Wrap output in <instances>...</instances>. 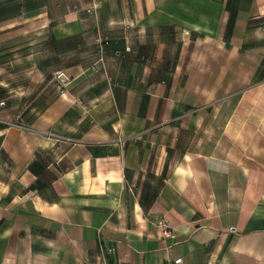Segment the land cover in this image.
<instances>
[{"label": "crops", "instance_id": "crops-1", "mask_svg": "<svg viewBox=\"0 0 264 264\" xmlns=\"http://www.w3.org/2000/svg\"><path fill=\"white\" fill-rule=\"evenodd\" d=\"M83 261L264 264V0H0V264Z\"/></svg>", "mask_w": 264, "mask_h": 264}, {"label": "built area", "instance_id": "built-area-1", "mask_svg": "<svg viewBox=\"0 0 264 264\" xmlns=\"http://www.w3.org/2000/svg\"><path fill=\"white\" fill-rule=\"evenodd\" d=\"M157 225L160 227L163 236L167 237V236H174V226L173 223L167 219L161 218L159 220H157ZM109 250L111 252H115V248L114 247H110ZM181 258L176 259V261H180ZM79 264H91L88 261H83Z\"/></svg>", "mask_w": 264, "mask_h": 264}, {"label": "water", "instance_id": "water-1", "mask_svg": "<svg viewBox=\"0 0 264 264\" xmlns=\"http://www.w3.org/2000/svg\"><path fill=\"white\" fill-rule=\"evenodd\" d=\"M60 78H62L63 80H66V76L64 74H61Z\"/></svg>", "mask_w": 264, "mask_h": 264}, {"label": "rangeland", "instance_id": "rangeland-1", "mask_svg": "<svg viewBox=\"0 0 264 264\" xmlns=\"http://www.w3.org/2000/svg\"><path fill=\"white\" fill-rule=\"evenodd\" d=\"M256 36H257V34H256Z\"/></svg>", "mask_w": 264, "mask_h": 264}]
</instances>
